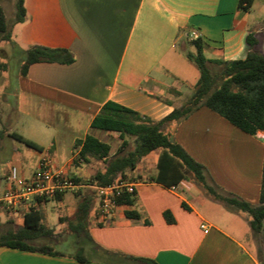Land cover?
<instances>
[{"label":"crops","instance_id":"crops-1","mask_svg":"<svg viewBox=\"0 0 264 264\" xmlns=\"http://www.w3.org/2000/svg\"><path fill=\"white\" fill-rule=\"evenodd\" d=\"M239 2L24 1L26 19L13 25L9 43L24 56L35 45L67 49L74 62L34 63L26 76L21 74L22 63L15 89L4 87L1 92L0 106L12 120L0 132V195L11 175L30 178L39 162L48 158L52 170L83 186L41 202L37 210L43 222L54 233L68 229L78 203L89 195L93 205L87 228L92 241L83 247L86 261L63 251L59 252L65 255H53L0 246V264H264V229L255 233L246 212L228 208L197 185L169 190L166 185L177 182L178 170L167 157L162 163L160 151L143 157L126 172L138 182L133 205H119L109 223L98 224L95 190L86 180L104 171L105 164L90 155L78 159L80 148L75 149L76 142L89 134L104 141L105 132L92 129L91 123L107 102L154 121L184 105L191 95L179 85L194 89L200 77L191 81L178 68L186 52L195 51L191 40L203 41L208 60L232 61L247 55V36L252 33L254 50L264 55V0H253L246 11L239 8ZM9 94L14 95V102L5 107ZM3 119L0 112L1 124ZM163 130L204 166L208 183L219 192L259 205L263 132L249 135L204 106L179 122L165 124ZM12 133L40 150L16 140ZM52 203H56L59 228L52 222ZM126 211L137 212L139 218H129ZM165 212L174 223L167 222ZM23 215L22 209L6 212L0 208V217L14 225L23 221ZM73 236L70 233L63 241Z\"/></svg>","mask_w":264,"mask_h":264},{"label":"trees","instance_id":"trees-1","mask_svg":"<svg viewBox=\"0 0 264 264\" xmlns=\"http://www.w3.org/2000/svg\"><path fill=\"white\" fill-rule=\"evenodd\" d=\"M24 1H16L15 24L23 23L26 19ZM252 1L240 0L239 8L248 10ZM0 37L4 41H11L12 38V32L8 28L1 7ZM189 44L195 51L186 52V56L197 66L200 72L199 80L194 86L190 99L160 121L142 116L120 104L107 102L93 119L91 127L102 132L118 133L122 140L120 148L115 155L110 157L111 145L89 134L84 141H78L75 144V149L80 148L78 159H84L90 155L96 160L104 161V171H98L90 182L96 186H106L119 176L125 178L126 172L133 170L143 157L154 151H160L162 163L163 157L175 161L179 175L176 183L164 184L166 187L183 181L197 185L213 198L223 202L228 208L246 212L251 218V229L255 233H260L264 229V165L259 205H252L234 195L220 194L216 186L208 183L204 166L191 157L169 133L164 132L163 126L170 122H179L204 106L249 135H256L258 132L264 133V55L254 50L255 39L252 33L247 36L249 47L247 55L238 60H208L204 56V43L201 39L191 40ZM40 62L72 64L74 56L67 49L31 46L26 51L25 60L21 66V74L26 76L29 66ZM211 64L219 67V69L212 71ZM11 136L32 149L40 150L35 143L19 134L12 133ZM128 137L134 138L132 148L129 147ZM164 168H167L165 164ZM134 196L135 194L124 196L119 200V205H133ZM56 197L60 196L57 195ZM92 205L93 198L85 195L77 205L74 219L68 222L69 233L74 235L80 248L78 253L70 254V256L78 261H86L81 252H83L85 243L92 241L87 228ZM126 216L134 219L139 218V214L135 211H126ZM164 217L168 223H174L169 212H165ZM23 221L24 223L20 228L0 234V246L65 255L47 245H35V242L40 239L51 241L54 237V230L43 222L40 211L33 210L25 213ZM148 263L156 264L153 261Z\"/></svg>","mask_w":264,"mask_h":264},{"label":"built area","instance_id":"built-area-1","mask_svg":"<svg viewBox=\"0 0 264 264\" xmlns=\"http://www.w3.org/2000/svg\"><path fill=\"white\" fill-rule=\"evenodd\" d=\"M183 182L168 189L173 192L183 190ZM137 185L138 182L128 176L125 178L119 176L106 186L93 185L97 199L95 221L98 224L109 223L119 206V200L126 195H134ZM82 186L83 184L74 178L52 170L50 159L44 158L30 178L18 174L10 176L7 188L0 195V206L6 212L22 209L25 214L37 210L39 204L46 199L67 192H77ZM201 227L207 230L205 225Z\"/></svg>","mask_w":264,"mask_h":264},{"label":"rangeland","instance_id":"rangeland-1","mask_svg":"<svg viewBox=\"0 0 264 264\" xmlns=\"http://www.w3.org/2000/svg\"><path fill=\"white\" fill-rule=\"evenodd\" d=\"M0 5H1L0 7L3 9L6 22L8 24V28L12 30V27L15 24L14 23L15 14H16L15 0H0ZM191 49L192 48H190V50ZM24 60H25V56L22 54V52L19 49L16 48L15 44L9 43V41H4L0 37V94L1 92H3L4 87H6L7 89L10 88V91L15 89V78H16L15 76L21 64L24 62ZM182 61L183 63L178 66L179 72L180 73L184 72L186 77L188 79L190 78L192 81V78L194 79V77L199 75L200 72L197 66L193 62L188 60L186 57H184ZM210 67L212 71H217L219 69V67L215 65L214 66L210 65ZM179 86L182 88L183 92L186 95H192L193 88L187 86L186 84H181ZM13 96L14 95H11V94L7 95L8 102H5L6 103L5 107H7V105H10L9 103L12 104V102H14V99H12ZM2 109H4V107L0 106V112L1 114H3V118H4L2 121V124L0 123V132L5 128L6 122L7 121L9 122L12 120L10 116L7 117L5 115V112H3ZM103 134L104 135H101V138L111 145L110 157H112L113 155L117 153L118 149L120 148L122 140L120 139L118 133H114V132L106 133L105 132ZM127 141L129 143V147L132 148L134 146V138L128 137ZM90 180L91 179L86 180V182H90ZM183 185L189 186L190 184L189 182L188 183L183 182L182 186ZM219 193L222 194L221 192ZM52 205L55 206L52 209V213L54 215V220L52 222L54 223L55 227L59 228L60 225L58 223V213H57L56 203H52ZM246 216H248V214H246ZM4 218H5L4 216L0 217V234H4L10 229L20 228L24 223L22 219H20L18 224L14 225L13 222L8 221L7 219L3 220ZM69 232H70L69 229L58 231L57 233H54V237L51 241L40 239L37 242H35V245L36 246L47 245L48 247H51L57 251H63V252H68V253H78L80 251V248L74 236L67 239L66 241H63L64 239H66L68 234H70ZM81 253L85 254L84 252H81Z\"/></svg>","mask_w":264,"mask_h":264}]
</instances>
